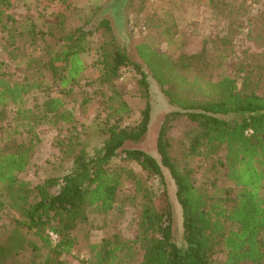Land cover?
Returning <instances> with one entry per match:
<instances>
[{
  "label": "trees",
  "instance_id": "obj_1",
  "mask_svg": "<svg viewBox=\"0 0 264 264\" xmlns=\"http://www.w3.org/2000/svg\"><path fill=\"white\" fill-rule=\"evenodd\" d=\"M208 1L214 8L226 7L224 0ZM10 2L0 0V16ZM62 2L65 9L48 30L37 32L46 38V60L40 69L23 81L0 71V214L10 210L21 217L14 219L8 232H0V264H68L65 257L80 248L90 253L86 264L131 263L140 256V264H218L219 254H225L219 264H264V90L243 93L235 78L211 76L214 62L219 66L228 59L225 49L214 59L206 53L172 59L141 42L135 46V61L110 20L98 21L93 29L86 28L89 21L70 27L72 0ZM163 34L171 43L174 28L167 27ZM94 44L101 54V81L117 94L124 67L141 76L140 121L132 127L117 123L101 127L102 144L92 155L76 149L78 141H70L73 171L33 186L18 175L31 167L40 142L37 128L74 127L76 119L59 97L45 100L35 110L21 105L26 95L44 88L46 77L63 91L71 90L86 70L83 55ZM149 78L175 108L162 122L158 158L132 147L142 143L149 131ZM11 106L17 108V125L9 133L5 123ZM116 112L130 109L123 102ZM178 125L186 129L175 138ZM118 162L124 165L113 167ZM205 162H209L210 190L194 182ZM129 163L138 164L146 179L127 167ZM123 177L134 184L140 200L138 234L131 240L121 232L107 233L101 242L92 243L90 217L114 210ZM168 177L180 207L181 242L174 237ZM150 179L159 180L157 196L148 185ZM30 232L41 246L30 243ZM49 233L58 236L57 243ZM26 254L29 257L22 261Z\"/></svg>",
  "mask_w": 264,
  "mask_h": 264
},
{
  "label": "rangeland",
  "instance_id": "obj_2",
  "mask_svg": "<svg viewBox=\"0 0 264 264\" xmlns=\"http://www.w3.org/2000/svg\"><path fill=\"white\" fill-rule=\"evenodd\" d=\"M63 1V0H62ZM225 8H214L208 0H72V19L70 27L81 26L87 21V29H93L98 21H111L119 39L129 49L132 58L138 61L135 46L146 42L168 57L178 59L181 55L208 54L214 57L221 49L227 51L228 59L218 64L214 62L210 70L214 79L235 78L239 90L243 93L264 90V0H224ZM65 5L61 0H11L8 8H3L0 16V71L14 80L23 81L34 75L46 60L44 48L46 38L37 32L47 31L49 24L57 18ZM174 28L171 43L165 40L164 31ZM98 36L93 39L96 41ZM86 70L80 80L68 92L63 91L49 77L45 86L25 96L21 107L35 110L45 100L59 97L65 108L70 110L76 123L74 127L49 124L37 128L40 142L29 170L18 177L31 185L57 179L73 171L75 164L69 156L70 141L79 143L87 154L92 155L101 147L103 135L100 128L117 123L121 126H135L139 123L144 108L140 79L141 76L131 67H124L120 82V94H117L102 80L103 65L96 44L83 55ZM217 67V68H216ZM150 103L152 107L149 131L144 141L132 147L140 148L158 158L157 140L165 115L175 108L164 96L161 88L151 79ZM129 107V113L117 114L121 104ZM17 108L11 106L5 123L9 133L16 127L14 120ZM186 127L178 125L174 137L183 135ZM21 134L19 137H25ZM124 163H116L120 167ZM127 167L142 174L146 173L136 163ZM209 162L195 177L196 186L211 189L208 178ZM119 200L111 212L105 215L92 213L89 227L90 240L99 243L107 233L121 232L128 239L138 234L140 217L139 197L134 184L126 177ZM169 195L174 205V237L182 241L180 207L176 201L175 188L170 177L167 178ZM223 183H221L222 185ZM148 185L158 195V179H150ZM264 197V194H263ZM16 212L6 210L0 214V232H8L14 219H20ZM30 243L41 246L34 232L28 234ZM29 254L21 258L26 260ZM225 254L215 257L216 263L224 260ZM68 264H86L90 253L84 248L65 257ZM142 256L135 262L120 264H140Z\"/></svg>",
  "mask_w": 264,
  "mask_h": 264
},
{
  "label": "built area",
  "instance_id": "obj_3",
  "mask_svg": "<svg viewBox=\"0 0 264 264\" xmlns=\"http://www.w3.org/2000/svg\"><path fill=\"white\" fill-rule=\"evenodd\" d=\"M49 236H50L53 243H57V241H58L57 235H55L54 233H49Z\"/></svg>",
  "mask_w": 264,
  "mask_h": 264
}]
</instances>
